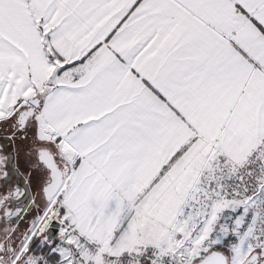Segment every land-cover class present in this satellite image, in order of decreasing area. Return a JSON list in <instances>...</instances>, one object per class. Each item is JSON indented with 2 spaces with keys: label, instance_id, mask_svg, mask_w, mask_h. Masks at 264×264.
<instances>
[{
  "label": "snow or ice",
  "instance_id": "snow-or-ice-1",
  "mask_svg": "<svg viewBox=\"0 0 264 264\" xmlns=\"http://www.w3.org/2000/svg\"><path fill=\"white\" fill-rule=\"evenodd\" d=\"M0 264H264V0H0Z\"/></svg>",
  "mask_w": 264,
  "mask_h": 264
}]
</instances>
